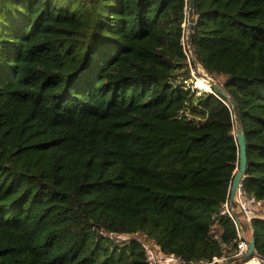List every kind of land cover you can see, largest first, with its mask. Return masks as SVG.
Wrapping results in <instances>:
<instances>
[{
  "label": "trees",
  "instance_id": "obj_1",
  "mask_svg": "<svg viewBox=\"0 0 264 264\" xmlns=\"http://www.w3.org/2000/svg\"><path fill=\"white\" fill-rule=\"evenodd\" d=\"M195 3L192 50L236 117L193 87L189 0H0V264H147L143 243L210 264L238 249L236 119L242 191L264 206V0ZM251 227L264 258V216Z\"/></svg>",
  "mask_w": 264,
  "mask_h": 264
},
{
  "label": "built area",
  "instance_id": "obj_2",
  "mask_svg": "<svg viewBox=\"0 0 264 264\" xmlns=\"http://www.w3.org/2000/svg\"><path fill=\"white\" fill-rule=\"evenodd\" d=\"M239 201L242 205V209L237 208L239 213L243 215L244 222H241L240 225L236 222L235 218L232 215V211L229 208V203L226 205L227 207V214L230 215L232 220L234 221L237 231H238V239L239 245L238 249L235 251L230 252L231 254L228 257H223L221 259H215L213 263L210 264H220L224 262H228L230 264H264V261L259 257H253L251 259H244V256L248 253V240L245 236V230L243 229V223H247L251 226L252 219L255 216V209L254 207L260 205L254 198H248L242 191V187L239 192ZM238 215V213H237ZM239 217V216H238ZM240 219V218H239ZM119 236L115 234H108V238L115 240ZM123 237V236H122ZM143 246L147 253V264H183V260L181 257L175 255H166L163 254L161 251L153 249L150 244L143 243Z\"/></svg>",
  "mask_w": 264,
  "mask_h": 264
},
{
  "label": "water",
  "instance_id": "obj_3",
  "mask_svg": "<svg viewBox=\"0 0 264 264\" xmlns=\"http://www.w3.org/2000/svg\"><path fill=\"white\" fill-rule=\"evenodd\" d=\"M189 1H190V4H189V11H188L187 46H188L190 53L192 54L193 59H195V62H196V57L191 47V34L193 32V29L196 23V19H195L196 3H195V0H189ZM209 83L211 87V90H210L211 92L215 91L221 98L228 100L232 104L233 113L236 117L237 116V106L235 105L234 101L231 98H229L228 95L222 90V88L216 85V83L213 80H210ZM236 128H237L236 138L239 144L240 157H239V168H238V171L232 183L230 199H229V208L232 211V215L235 218L236 222L238 223V225H240L241 222L237 215L236 207L239 209H242V205L239 201V192L245 180L248 159H247V143H246L245 134L242 128L239 126L237 119H236ZM248 247H249V251L244 256V259H251L256 256V257L261 258L264 261V258H262V256L258 254L256 251V241H255L254 235H252L251 240L248 241ZM220 264H230V263L224 262Z\"/></svg>",
  "mask_w": 264,
  "mask_h": 264
},
{
  "label": "rangeland",
  "instance_id": "obj_4",
  "mask_svg": "<svg viewBox=\"0 0 264 264\" xmlns=\"http://www.w3.org/2000/svg\"><path fill=\"white\" fill-rule=\"evenodd\" d=\"M189 56H190V60L192 62V66H191V73H192V79L195 81L193 87L194 88H197V87H200V88H204L207 89L208 91L211 90V87H210V84H208L209 86L207 87L205 82L207 81L208 83L210 82V80H213L216 85H218V82L210 77L203 69L202 67L199 65V63L195 62V59H193L192 57V54L190 53L189 51ZM206 78V79H205ZM188 84H190V81L188 82ZM219 86V85H218ZM236 131H237V128H235V134H236ZM254 209L256 210V214L257 215H261V216H264V206L262 205H258L256 207H254ZM236 211L237 213L239 214V210H237L236 208ZM225 212L227 213V207L225 206ZM244 216L241 215V218H240V221L241 222H244ZM213 233L215 234H218V232L216 230L213 231ZM115 241L119 246H127L131 243V241L133 240H137V241H141L143 242L145 240V235L141 236V235H132V236H125V237H117V238H114ZM231 253L229 252L226 256L228 257Z\"/></svg>",
  "mask_w": 264,
  "mask_h": 264
},
{
  "label": "crops",
  "instance_id": "obj_5",
  "mask_svg": "<svg viewBox=\"0 0 264 264\" xmlns=\"http://www.w3.org/2000/svg\"><path fill=\"white\" fill-rule=\"evenodd\" d=\"M252 235H253V230H252V227L249 226V228L247 230H245V236H246L248 241L251 240Z\"/></svg>",
  "mask_w": 264,
  "mask_h": 264
},
{
  "label": "bare ground",
  "instance_id": "obj_6",
  "mask_svg": "<svg viewBox=\"0 0 264 264\" xmlns=\"http://www.w3.org/2000/svg\"><path fill=\"white\" fill-rule=\"evenodd\" d=\"M206 79V78H205ZM207 83V84H206ZM205 84H206V86L208 87L209 85L208 84H210V83H208L207 81L205 82ZM205 88V87H204Z\"/></svg>",
  "mask_w": 264,
  "mask_h": 264
}]
</instances>
